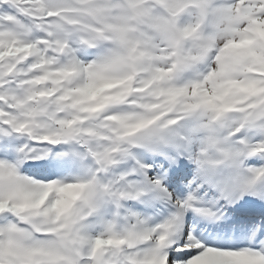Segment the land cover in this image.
Wrapping results in <instances>:
<instances>
[{
	"label": "snow or ice",
	"instance_id": "snow-or-ice-1",
	"mask_svg": "<svg viewBox=\"0 0 264 264\" xmlns=\"http://www.w3.org/2000/svg\"><path fill=\"white\" fill-rule=\"evenodd\" d=\"M0 264H264V0H0Z\"/></svg>",
	"mask_w": 264,
	"mask_h": 264
}]
</instances>
